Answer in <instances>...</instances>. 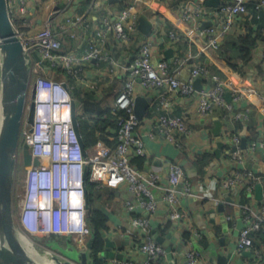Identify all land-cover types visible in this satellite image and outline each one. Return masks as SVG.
Instances as JSON below:
<instances>
[{
  "label": "built area",
  "instance_id": "1",
  "mask_svg": "<svg viewBox=\"0 0 264 264\" xmlns=\"http://www.w3.org/2000/svg\"><path fill=\"white\" fill-rule=\"evenodd\" d=\"M30 1L6 0L11 20L13 22L12 17L16 19L17 25L13 22L14 27L31 60V85L35 89L33 123H23L20 137L23 136L21 144H27L32 159H37L39 164L32 163L29 168H25L22 179L19 180L21 188L18 193L14 191V219L20 237L28 238L35 249L48 258L56 255V252L47 247L43 240L36 242L33 239L35 235L55 238L66 236L72 239L71 241L81 251L89 253L86 244L91 237L93 238V231L87 222L86 196L87 181H90L112 190L126 188L130 196V199L125 201V207L131 215L129 225L132 231L129 235L135 238L143 254L141 264L164 260L166 257L164 247L150 236V219L158 210V201L151 188L159 184L160 174L157 169L143 171L130 164L131 158L147 157L148 154L144 139L135 132L142 121H138L134 113V99L137 96L134 94V79H140L141 86L147 91L168 87L171 90H178L186 97L197 96V109L204 120L208 119L215 107L231 111L232 106L226 95L230 93L232 99L238 101L242 98L243 92H230L228 84L219 74L210 73L206 67L198 63L192 64L190 81L181 84L166 61L153 65L152 45L148 41L140 43L138 52L122 66L123 70L116 69V64L112 60L108 61L109 57L99 49L91 47L84 53L67 49L57 27L76 29L88 26L84 15L59 17L71 7L73 0H62L44 20L40 30L24 33L23 27L28 25ZM230 1L213 11L215 15L221 17L222 26L219 31L213 28L208 30L210 48L217 47L229 31L236 15L248 13L247 3L250 0ZM93 3L96 5V0H92ZM254 10L263 11L264 0H255ZM198 12L199 8L192 6L183 14V18L189 21ZM137 20V14H132L130 8L123 9L117 19L104 20L103 30L98 34L102 36L106 32H111L119 43L132 42L137 32ZM19 26L21 28H18ZM174 35L173 32L169 34L172 39L175 38ZM190 58L191 56H188L187 59ZM91 60L109 62L106 69L109 82L123 75L122 71L127 76L112 105L114 109L124 112L118 119L115 133L117 143L113 148L103 142H98L89 149L82 147L73 126V103L76 105L77 117V100L72 97L71 87L65 76L57 72L59 68L66 69L77 82L100 91L98 84L91 80L89 69H86V64ZM197 78L201 82L203 79L208 80L209 86L202 85L200 90H196L193 82ZM149 120L156 131L147 132L150 138H155L158 134L166 142L176 144L179 134L188 133L183 117L151 114ZM230 141L233 148L231 159L239 165L243 164L248 152L252 153L256 149L253 146L243 148L238 134L232 135ZM39 173L43 177L47 176L45 185H43L45 180L39 177ZM257 183H264V174L248 168H237L223 181V186H241L244 192L251 194ZM201 188L202 185L198 183L197 189L194 190V185L187 179L180 164L169 163L167 185L163 188V201L168 208L167 223L170 228L180 229L182 234L189 230L192 238L189 245L199 237V233L189 228L190 220L179 208V196L201 195ZM240 211L243 227L239 231L236 249L238 252L257 249L252 234L260 230L264 232L263 195L259 210L255 211L244 203L240 206ZM184 256L187 264H197L202 258V253L200 249L190 248L185 251ZM106 261H109L108 264H135L130 260L123 261L117 258Z\"/></svg>",
  "mask_w": 264,
  "mask_h": 264
},
{
  "label": "crops",
  "instance_id": "2",
  "mask_svg": "<svg viewBox=\"0 0 264 264\" xmlns=\"http://www.w3.org/2000/svg\"><path fill=\"white\" fill-rule=\"evenodd\" d=\"M84 1L73 0L71 7L59 16L62 18L72 14L84 15L88 22L87 27L76 29L57 27L67 49L75 50L76 53H84L91 47L99 49L112 58L116 69L123 70L122 66L138 52L140 43L148 41L152 45L153 65L166 61L181 84L190 81L192 64L198 63L210 73L219 74L228 84L230 92H243L238 101L233 100L230 93L226 95L232 106L231 111L215 107L208 119L204 120L197 109V96L186 97L178 90L168 87L147 91L141 86L140 79H134V94L142 95L150 102L147 115L180 116L184 118L188 128V133L177 136L176 144L166 142L158 134L155 138L147 136L150 130L156 132L149 116H146L135 130L136 134L144 139L148 152L142 170L157 169L160 174L159 184L151 188L158 201V210L150 219V236L155 240L153 230L158 237L164 238L165 242L161 244L163 247L173 243L172 262L166 256L163 264H187L184 253L190 248L201 250L202 258L197 264H217L218 255L226 257L229 253H232V256L227 260V264H264V242L257 239V249L251 251L238 252L236 249L239 231L243 227L240 206L246 203L255 211L260 209L262 198L258 200L255 197L256 186L260 183L256 184L251 194L244 192L241 186H223V181L237 168H248L264 174V10L255 12L253 1H249L248 13L236 15L223 38L233 42L238 36L246 34L250 28L253 36L258 38L251 60L243 68L236 70L218 54L223 39L217 47L210 48L208 45V30L213 28L219 31L222 26L221 17L213 11L230 3V0H220L217 7L207 6L208 0H96V5L93 3L88 7L82 5ZM60 2L62 0H31L30 14L27 16L28 25L23 27V32L33 33L40 30L44 20ZM192 6L198 7L199 12L186 21L183 14ZM126 8H130V12L137 14L138 18L145 15L151 21L153 28L149 35H143L137 28L132 42L119 43L111 32L102 36L98 34L103 30L104 20L117 19L121 10ZM170 32L175 34L174 39L170 38ZM169 49H172L171 56L166 55ZM188 56H191L189 60ZM86 65L91 79L103 74L101 79L107 80L108 63L91 60ZM122 74L111 81V86L110 83L102 85L104 90L98 93L97 99L103 109L113 105L116 94L127 77L123 71ZM201 84L207 87L209 81L203 79ZM216 123L220 125L217 132H214ZM234 134L245 139L251 138L252 144L249 146L256 147L254 152L245 155L242 165L231 159L233 148L230 137ZM200 158L204 160L203 163H200ZM169 163H178L183 167L187 179L194 185V190L197 189L198 183L202 185L201 195L179 196V208L190 220L189 228L199 233V237L195 238L191 245L184 242L180 229H166L169 225L168 208L163 201V188L167 185ZM202 171H205L204 175ZM260 185L264 197V183ZM111 194L107 209L103 206L108 217L107 234L110 237L118 236L122 241V246L118 247L120 255L128 257V260L135 264H141L143 254L135 238L129 235L132 231L129 225L131 215L125 207V201L130 199V196L125 187L113 189ZM224 222L228 226L227 230H223ZM170 231L172 236L168 239L166 236ZM57 238L63 246L72 240L66 236Z\"/></svg>",
  "mask_w": 264,
  "mask_h": 264
},
{
  "label": "water",
  "instance_id": "3",
  "mask_svg": "<svg viewBox=\"0 0 264 264\" xmlns=\"http://www.w3.org/2000/svg\"><path fill=\"white\" fill-rule=\"evenodd\" d=\"M219 4L220 0L206 1L209 7H217ZM137 28L143 35H149L153 25L145 15H140ZM171 54L172 49L166 51V55L171 56ZM193 85L196 90L203 87L199 78L194 80ZM34 94L35 89L31 85L30 57L11 20L6 0H0V264H41L22 241L13 211L18 156L21 157L25 168H29L32 163L39 164L37 159H32L27 144H20L23 123H33ZM149 108L150 102L146 97L142 95L135 97L134 113L138 121L144 120ZM75 110L76 105L73 103V126L83 147ZM219 125L220 123H216L214 132H217ZM241 145L243 148L246 147L245 137H241ZM219 146H221L220 143ZM255 197L258 200L262 198L260 184L256 186ZM86 198L88 199V196ZM227 229L228 226L224 222L223 230ZM152 235L156 242L164 244L165 239L158 237L153 230ZM171 236L172 231L167 233L166 238L169 239ZM102 237L104 247L98 253L99 259L128 260V257L118 252V247L122 246L118 236L110 237L106 232H102ZM92 240L91 237L86 244L88 249L91 248ZM53 246L56 252V255L50 258L53 263L89 264L88 252L81 251L74 242L67 241L66 246L54 243ZM164 249L167 258L172 262L173 243L165 245ZM231 256L232 253L226 257L218 255L217 264H227Z\"/></svg>",
  "mask_w": 264,
  "mask_h": 264
},
{
  "label": "trees",
  "instance_id": "4",
  "mask_svg": "<svg viewBox=\"0 0 264 264\" xmlns=\"http://www.w3.org/2000/svg\"><path fill=\"white\" fill-rule=\"evenodd\" d=\"M250 1H253V5H255V0ZM91 4L92 0H85L82 5L88 7L91 6ZM12 19L14 24L17 25L16 19L13 17ZM257 41V36H253L252 29L250 28L246 34L238 36L233 42L223 39L218 54L231 68L239 70L251 60L252 51L256 47ZM110 60H112L111 57H109L108 61ZM108 61L103 62L108 63L109 66ZM57 72L65 76L71 87L72 97L76 100L78 99L83 104V110L78 114L77 119L84 148L89 149L99 141L111 148L115 147L117 143L115 133L118 127V119L124 114V112L122 110L114 109L113 106L103 109L97 99L98 93H101L104 90L102 85L110 83L111 86L113 82H108V78L107 80H102V75H97L94 79L92 78L91 80L98 84V87L100 88L99 91L87 88L83 83L77 82V79L71 74H68L66 69L59 68L57 69ZM246 140L247 146L252 144L251 138L247 137ZM199 160L200 163H203L204 161L203 159L201 160V158ZM144 161L145 157H133L130 159V164L138 169H142ZM204 166L205 165L203 164L202 168H204ZM204 173L205 171H202L203 175ZM111 190L112 189L107 187H100L98 183L87 181V222L93 231V240L88 253L89 264H108L106 260L98 258V253L104 247L102 232H109L107 226L108 217L103 210V206L107 209L108 201L112 198ZM168 227L170 228V225H168L166 229ZM252 236L254 241L258 239L261 242H264V232L262 230L256 231ZM182 238L184 242L190 243L192 239L191 232L189 230L184 231ZM42 240L44 244L51 249H54V243L62 244L61 240L55 237H43ZM152 264H163V260Z\"/></svg>",
  "mask_w": 264,
  "mask_h": 264
},
{
  "label": "rangeland",
  "instance_id": "5",
  "mask_svg": "<svg viewBox=\"0 0 264 264\" xmlns=\"http://www.w3.org/2000/svg\"><path fill=\"white\" fill-rule=\"evenodd\" d=\"M18 28H21V26H19ZM60 78V77H59ZM82 107H83V104L82 102L79 103V100L77 99V109H78V114L82 112ZM23 138V136L20 137V142H21V139ZM21 144V143H20ZM18 171H16V181H15V188H14V191H16L17 193L19 192V189L21 188L19 186V180L20 178L22 179V175H23V172L25 171V167L24 165L21 163V159L20 157L18 156V159H17V168H16ZM15 192V194H16ZM33 239L36 241V242H42V235H35L33 237ZM120 240V238H119ZM120 243H122V241L120 240Z\"/></svg>",
  "mask_w": 264,
  "mask_h": 264
},
{
  "label": "bare ground",
  "instance_id": "6",
  "mask_svg": "<svg viewBox=\"0 0 264 264\" xmlns=\"http://www.w3.org/2000/svg\"><path fill=\"white\" fill-rule=\"evenodd\" d=\"M72 175H74V173H72ZM39 177L45 180V183L43 184L45 185L47 183V176L43 177L42 174L39 173ZM22 241L24 242L28 251L32 255H34L37 261H40L41 264H49V263L55 264L52 262V259L48 258L46 255L39 254L38 251L35 249L34 245L32 244V242L28 238L22 237Z\"/></svg>",
  "mask_w": 264,
  "mask_h": 264
}]
</instances>
